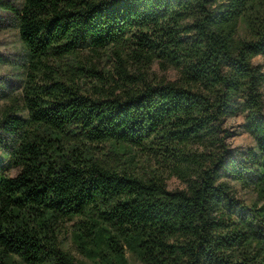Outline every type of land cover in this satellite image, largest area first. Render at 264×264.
<instances>
[{
	"label": "trees",
	"instance_id": "1",
	"mask_svg": "<svg viewBox=\"0 0 264 264\" xmlns=\"http://www.w3.org/2000/svg\"><path fill=\"white\" fill-rule=\"evenodd\" d=\"M0 10L28 67L23 104L0 110L19 169L0 174V264H87L63 244L70 222L90 264H136L128 251L143 264H264V0ZM88 50H113L122 82L83 88ZM156 61L176 78L148 80L141 67ZM238 115L255 138L245 150L227 142ZM172 176L185 186L170 189Z\"/></svg>",
	"mask_w": 264,
	"mask_h": 264
},
{
	"label": "rangeland",
	"instance_id": "2",
	"mask_svg": "<svg viewBox=\"0 0 264 264\" xmlns=\"http://www.w3.org/2000/svg\"><path fill=\"white\" fill-rule=\"evenodd\" d=\"M0 14L4 13L0 10ZM0 56L3 60L0 61V110L8 105L15 103V106L21 107L23 104L22 95L24 93L25 83L24 77L26 75L27 66L23 60L22 45L19 34L13 26H7L0 30ZM82 64L89 68L84 71L82 81L84 82L83 88L88 89L90 92L93 90L92 85L99 77L106 76L107 83H114V80L122 82L117 72V56L113 50L101 51L99 54L92 51H85L79 57ZM134 61L138 66L137 60ZM256 63L262 64L264 68V55H259L255 58ZM129 70L138 75L139 70L135 67L128 65ZM145 71L144 76L150 81L160 79H174L177 76V71L172 67H164L160 62L156 61L151 65L141 67ZM101 75H98L97 72ZM112 79H114L112 81ZM107 85V84H105ZM245 118L243 115L230 117L227 119L226 127L231 135L227 138L228 144L235 150H245L248 147L255 145L254 136L244 126ZM1 131V130H0ZM12 139L0 132V174H7L15 176L18 172L16 166L11 159L10 144ZM237 185V184H236ZM184 183L175 176L168 178V187L170 189L183 188ZM238 197L243 199L246 203L250 204L255 199V193L251 188H244L237 185ZM64 233H62V241L66 248L87 264L90 260L77 248L71 236V226ZM128 257L136 264H143L136 259L131 252H127ZM27 264V263H23Z\"/></svg>",
	"mask_w": 264,
	"mask_h": 264
}]
</instances>
